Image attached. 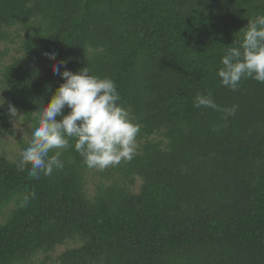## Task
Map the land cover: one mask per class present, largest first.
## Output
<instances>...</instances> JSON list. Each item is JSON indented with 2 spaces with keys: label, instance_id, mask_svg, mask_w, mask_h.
Segmentation results:
<instances>
[{
  "label": "trees",
  "instance_id": "obj_1",
  "mask_svg": "<svg viewBox=\"0 0 264 264\" xmlns=\"http://www.w3.org/2000/svg\"><path fill=\"white\" fill-rule=\"evenodd\" d=\"M258 15L264 0H0V134L13 104L31 137L61 61L111 78L140 125L103 170L75 139L38 180L0 152V264H264V83L218 76ZM209 91L235 114L196 108Z\"/></svg>",
  "mask_w": 264,
  "mask_h": 264
},
{
  "label": "clouds",
  "instance_id": "obj_2",
  "mask_svg": "<svg viewBox=\"0 0 264 264\" xmlns=\"http://www.w3.org/2000/svg\"><path fill=\"white\" fill-rule=\"evenodd\" d=\"M241 31L243 39L234 40L235 46L227 48L218 70L222 84L232 91L238 89L243 79L264 83V15L249 19ZM45 55L55 60V52ZM61 66L65 68L63 72ZM53 73L60 75L64 82L50 102L39 107L37 126L31 131V141L23 149L17 169L23 171L30 165L27 175L37 180L41 175L50 176L55 170L63 169L61 157L63 150L70 147V139H75V150L89 168L103 170L122 160L130 161L136 150L140 125L119 103L121 98L114 81L90 74L88 67L77 72L68 70L64 61L53 64ZM194 106L226 111L230 115L238 107L221 109L210 91L198 93ZM65 108L69 109L67 114ZM8 114L15 120L18 116L15 105L9 104ZM31 198L35 199L34 192Z\"/></svg>",
  "mask_w": 264,
  "mask_h": 264
},
{
  "label": "rangeland",
  "instance_id": "obj_3",
  "mask_svg": "<svg viewBox=\"0 0 264 264\" xmlns=\"http://www.w3.org/2000/svg\"><path fill=\"white\" fill-rule=\"evenodd\" d=\"M6 44L0 42V50L5 49ZM14 54V49L11 50V55ZM32 127L31 123H26L23 120V114L18 112V116L12 119L11 130L12 134L8 132H1L0 134V152L7 154L10 158L16 159L21 156L23 151V145H27L31 141V137L28 134V128ZM66 246H61L58 251H63ZM52 264H58V262H52Z\"/></svg>",
  "mask_w": 264,
  "mask_h": 264
}]
</instances>
